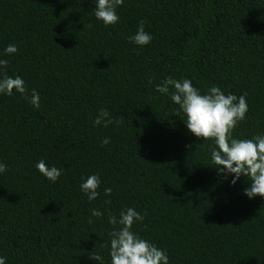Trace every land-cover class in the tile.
<instances>
[{
  "label": "trees",
  "instance_id": "obj_1",
  "mask_svg": "<svg viewBox=\"0 0 264 264\" xmlns=\"http://www.w3.org/2000/svg\"><path fill=\"white\" fill-rule=\"evenodd\" d=\"M94 7L0 0V58L40 94L38 110L19 94L0 96V256L98 264V253L108 262L107 217L132 207L146 213L134 230L169 264H264V199L243 195L244 177L230 187L218 176L211 141L189 133L178 106L155 91L172 77L246 95L233 136L264 132V0H124L108 27ZM141 20L153 39L137 48L127 38ZM9 44L18 51L5 56ZM101 108L116 123L94 127ZM41 159L64 170L56 183L35 168ZM92 174L101 184L90 203L79 184ZM92 208L104 216L89 224Z\"/></svg>",
  "mask_w": 264,
  "mask_h": 264
},
{
  "label": "clouds",
  "instance_id": "obj_2",
  "mask_svg": "<svg viewBox=\"0 0 264 264\" xmlns=\"http://www.w3.org/2000/svg\"><path fill=\"white\" fill-rule=\"evenodd\" d=\"M94 17L105 27L115 25L119 16L117 8L123 5L124 0H94ZM128 42L142 48L149 45L152 35L145 31L144 21L141 20L136 31L128 38ZM18 51L15 44L4 48V55L10 56ZM8 60L0 58V96L19 94L33 109L40 108V94L27 88L25 80L19 75L7 74ZM155 91L169 97L172 104L177 105L175 110L181 116L186 129L197 139L211 141L209 144V165L216 174L234 187L241 177L247 181L243 195L249 200L259 196L264 199V132L253 135L251 138H236L233 130L246 119L248 104L246 95L237 96L225 93L217 85L207 87L205 91L194 87L188 78L175 79L165 77L155 86ZM116 123L107 109L101 108L93 119V126L108 127ZM101 146L110 143L105 137ZM37 171L50 183H56L63 173V169L48 166L41 159L35 164ZM7 171V165L0 162V174ZM79 190L87 197L88 202L100 196L98 191L101 180L99 175L92 174L80 177ZM111 188H104L103 195L110 197ZM110 204V200H105ZM146 213L142 214L135 208H122L118 214L109 213L107 222L112 230L107 233L108 262L101 254H94L90 258L98 264H169L167 252L155 243L142 237L133 226L142 223ZM104 216V212L97 208L90 210L88 223L96 222ZM0 264H6V258L0 256Z\"/></svg>",
  "mask_w": 264,
  "mask_h": 264
}]
</instances>
